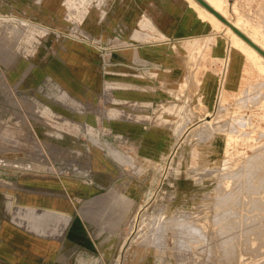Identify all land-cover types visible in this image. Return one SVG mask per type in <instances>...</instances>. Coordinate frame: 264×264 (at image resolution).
I'll list each match as a JSON object with an SVG mask.
<instances>
[{"label":"rangeland","instance_id":"obj_1","mask_svg":"<svg viewBox=\"0 0 264 264\" xmlns=\"http://www.w3.org/2000/svg\"><path fill=\"white\" fill-rule=\"evenodd\" d=\"M171 3L0 0V171L53 192L67 180L78 207L118 197L104 212L110 228L90 227L100 260L79 264H264V160L248 161L259 147L227 150L226 131L207 122L220 108L231 121L239 104L249 126L260 98L221 106V78L253 93L264 76L243 53L239 78L225 30L167 37L155 12Z\"/></svg>","mask_w":264,"mask_h":264},{"label":"crops","instance_id":"obj_2","mask_svg":"<svg viewBox=\"0 0 264 264\" xmlns=\"http://www.w3.org/2000/svg\"><path fill=\"white\" fill-rule=\"evenodd\" d=\"M226 2L230 6V15L234 14L231 17L239 18L240 24L260 35L263 41L264 0ZM235 3H238L237 9H234ZM170 6L163 9L161 4L157 5L155 12V21L161 25L167 37L188 40L202 35L223 36L221 32L225 29H214L209 19L200 17L194 5L182 8L178 0H172ZM187 12H191L190 18L185 19ZM229 39L221 40L227 46ZM242 62V55L239 54L240 73ZM4 176L0 171V182L5 183L0 184L1 263L79 264L100 260V244L91 228H110V216L105 218L104 212H108L111 202L118 198L114 193H109L106 199L98 194L78 207L77 202L73 205L72 200L82 194L64 191L68 187L67 180L62 182L63 189L53 192L54 187L46 184V180L30 183L12 176H6L5 180ZM4 186H7V195L11 196L10 205H6Z\"/></svg>","mask_w":264,"mask_h":264},{"label":"bare ground","instance_id":"obj_3","mask_svg":"<svg viewBox=\"0 0 264 264\" xmlns=\"http://www.w3.org/2000/svg\"><path fill=\"white\" fill-rule=\"evenodd\" d=\"M192 1V3L194 4V7L196 8V10L198 11V14L203 17L204 19H209L212 22V27L214 29L220 30L222 28L225 29V32L230 36L229 38L231 39L229 43V46L236 49L239 54L242 55V59H245L243 57V53H245L247 55V57L252 58L253 62H256L260 69V72L262 73L261 75L264 76V56L257 51L253 46H251L247 41H245L236 31H234L228 24H226L224 21H222L221 19H219L213 12H211L209 9H207L205 6H203L198 0H190ZM211 5H213V7H215L219 12H221L225 17H227L232 23H234L238 28H240L242 31H244L247 35H249L253 40H255L261 47L264 48V40L262 41L260 39V35L258 36L257 33H253L251 31H249V29L247 30L246 27L243 26V24H240L239 22V18H232L230 16V14H228V10H227V0H207ZM237 5L238 3L234 4V9H237ZM255 28V27H254ZM202 39H206V38H202ZM242 52V53H241ZM66 54V53H64ZM221 55H223V53H221ZM231 55H232V51L227 50L224 54V59H225V67L227 68L226 64L227 62L232 61L231 59ZM251 60V59H250ZM245 61V60H244ZM252 61V60H251ZM243 63V62H242ZM254 64V63H253ZM242 66V65H241ZM225 68V69H226ZM240 76H242V73H240ZM191 78V77H190ZM240 78V77H239ZM220 81V80H219ZM263 82V81H261ZM221 83H222V89H221V96H220V104L221 106H225L227 105L230 101H231V97L236 96V97H245V99H247L246 97H251L253 96V98H257V96L260 98V104H258L255 107H251L252 109V113L251 115H249V119H250V125L246 126L247 121L243 120L242 117L237 114V112H239V104H236V113H233V116L231 118V121L227 120V115H228V111H222V108H220V110L218 111V114L213 117L212 119H208V124L212 127H218L217 129L221 130V131H226L225 132V145H226V149L230 150V149H234L237 150L238 152L241 150H249L252 149L253 147L257 146L258 151L255 152H251V154L253 153V155H250L249 160H259L261 159V157L264 160L263 157V153H264V149L260 148L261 146H259V144H261V139H262V135H264V85L261 84L260 88L257 89L255 92L250 93L249 89H244L242 88V86H240V84H238L237 88H228L226 85V79L224 77L221 78ZM258 83V82H257ZM256 85V84H255ZM254 86V84H253ZM247 88V87H246ZM252 89V88H251ZM207 93H210V95L215 94V88L212 89L210 85H208L207 88ZM256 95V97H255ZM252 98V99H253ZM243 99V98H241ZM251 99V101H252ZM239 101V99H237ZM258 100V98H257ZM256 100V101H257ZM243 101V100H242ZM247 102V100H245ZM245 102V103H246ZM219 104V103H218ZM253 104V103H252ZM247 104H244L242 106H246ZM219 106V105H218ZM241 106V105H240ZM227 107V106H226ZM250 107V105H249ZM218 108V107H217ZM248 113V112H247ZM207 117L210 116V113L206 114ZM243 116V115H242ZM207 120V119H206ZM243 121V122H242ZM245 121V122H244ZM249 123V122H248ZM255 128L257 129L255 131ZM259 130V131H258ZM215 132V131H214ZM220 132V131H219ZM223 133V132H222ZM258 133V134H256ZM213 134V132H212ZM210 135H208L207 137H209ZM206 137V138H207ZM219 138V137H218ZM202 139V138H201ZM204 140V139H203ZM207 144V143H206ZM222 144V142H221ZM264 146V145H263ZM256 149V148H255ZM223 150V149H222ZM254 151V150H253ZM175 153V149L172 152V155ZM231 153V152H230ZM243 153V152H242ZM209 154V153H208ZM247 154V153H246ZM245 155V154H244ZM200 156V155H199ZM227 158V157H225ZM204 159V158H203ZM207 159V158H206ZM262 160V159H261ZM259 160V161H261ZM206 161V160H205ZM229 161V160H228ZM245 161V160H244ZM247 161V162H248ZM243 162V161H242ZM246 162V164H247ZM264 162V161H261ZM231 162H229L230 164ZM251 163L253 162H249L246 167H247V172L250 171L249 175L252 173V169L255 168V161H254V165H252ZM228 164V163H227ZM259 163H256V165H258ZM262 164V163H261ZM226 165V164H225ZM244 165V164H243ZM242 166V165H241ZM260 166V164H259ZM259 166H256L258 168H261ZM230 167V166H229ZM244 166L242 167H236L234 170H231L232 173H234V175H239L240 173H242V169ZM245 167V168H246ZM258 168L256 170H258ZM222 169V168H221ZM226 169V168H224ZM255 170V169H253ZM260 170V169H259ZM263 170V169H262ZM223 171V170H222ZM246 172V170H244ZM264 171V170H263ZM229 172V171H228ZM228 172L224 171L223 173V177H226L225 174H227ZM243 172V173H245ZM256 172V171H255ZM254 173V172H253ZM252 173V174H253ZM257 173V172H256ZM260 173V172H258ZM262 173V172H261ZM229 174V173H228ZM232 175V174H231ZM233 175V176H234ZM248 175V174H247ZM254 175H256L254 173ZM258 175V174H257ZM242 176V175H241ZM253 176V175H251ZM221 177V176H220ZM231 177V176H229ZM260 177H262L260 175ZM260 177L258 176L257 178L260 179ZM248 178V177H247ZM253 178H255V181L258 179L256 178V176ZM252 178V179H253ZM264 179V178H261ZM254 181V180H253ZM254 181V182H255ZM256 181V182H257ZM262 181V180H261ZM222 182V181H221ZM261 183V182H259ZM264 184V181H263ZM223 185V184H221ZM255 185V184H254ZM259 185V184H258ZM256 185V186H258ZM225 186V184H224ZM224 186L222 187V190L224 191ZM252 186V185H251ZM261 186V185H260ZM264 186V185H263ZM262 186V187H263ZM226 187V186H225ZM228 187V186H227ZM228 189V188H227ZM226 189V190H227ZM262 189V188H261ZM221 190V191H222ZM263 190V189H262ZM262 190H260V192L262 193ZM228 193V192H227ZM232 193V192H230ZM258 199V198H256ZM138 224V222H137ZM138 226V225H137Z\"/></svg>","mask_w":264,"mask_h":264},{"label":"water","instance_id":"obj_4","mask_svg":"<svg viewBox=\"0 0 264 264\" xmlns=\"http://www.w3.org/2000/svg\"><path fill=\"white\" fill-rule=\"evenodd\" d=\"M203 6L213 12L219 19L228 24L234 31H236L245 41H247L251 46H253L257 51H259L264 56V48L256 43L249 35L238 28L234 23H232L227 17H225L221 12H219L213 5H211L207 0H198Z\"/></svg>","mask_w":264,"mask_h":264}]
</instances>
